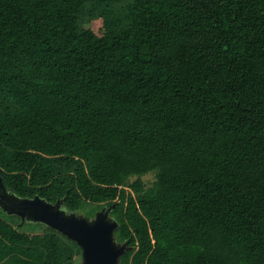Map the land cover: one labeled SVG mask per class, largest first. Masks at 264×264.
I'll return each instance as SVG.
<instances>
[{"label":"trees","instance_id":"trees-1","mask_svg":"<svg viewBox=\"0 0 264 264\" xmlns=\"http://www.w3.org/2000/svg\"><path fill=\"white\" fill-rule=\"evenodd\" d=\"M0 177L115 205L120 264H264V0H0ZM18 222L0 264H76Z\"/></svg>","mask_w":264,"mask_h":264},{"label":"water","instance_id":"water-1","mask_svg":"<svg viewBox=\"0 0 264 264\" xmlns=\"http://www.w3.org/2000/svg\"><path fill=\"white\" fill-rule=\"evenodd\" d=\"M63 198L49 202L39 195L19 197L10 191L0 177V209L8 216H16L18 225L40 223L80 248L78 264H120L131 247L128 241L118 242L115 236L118 222L110 216L115 205L103 206L92 217L67 211Z\"/></svg>","mask_w":264,"mask_h":264},{"label":"rangeland","instance_id":"rangeland-1","mask_svg":"<svg viewBox=\"0 0 264 264\" xmlns=\"http://www.w3.org/2000/svg\"><path fill=\"white\" fill-rule=\"evenodd\" d=\"M86 27H90L95 33L101 34L102 22H101V20H95V21H92L91 23H88L86 25ZM133 179H134V177L132 178V180ZM142 180L145 183V186H150V184L154 180V174L153 173L145 174L142 176ZM78 214L86 215L84 211H79ZM20 228H21V230H29V228H31V224L24 223V224L20 225ZM43 230H44L43 227H37L33 232L34 233H42ZM80 259H81L80 256H78L76 258V264H78L80 262Z\"/></svg>","mask_w":264,"mask_h":264}]
</instances>
